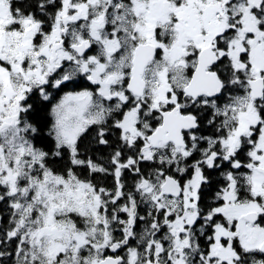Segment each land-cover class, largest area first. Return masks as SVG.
<instances>
[{"label": "snow or ice", "instance_id": "6c2138e0", "mask_svg": "<svg viewBox=\"0 0 264 264\" xmlns=\"http://www.w3.org/2000/svg\"><path fill=\"white\" fill-rule=\"evenodd\" d=\"M0 264H264V0H0Z\"/></svg>", "mask_w": 264, "mask_h": 264}]
</instances>
